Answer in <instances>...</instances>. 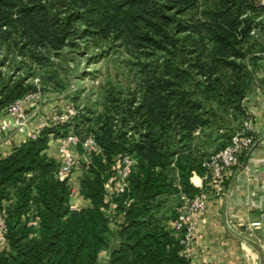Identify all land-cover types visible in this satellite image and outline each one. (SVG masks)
I'll return each instance as SVG.
<instances>
[{
    "label": "trees",
    "instance_id": "16d2710c",
    "mask_svg": "<svg viewBox=\"0 0 264 264\" xmlns=\"http://www.w3.org/2000/svg\"><path fill=\"white\" fill-rule=\"evenodd\" d=\"M254 4L0 0V37L18 30L19 40L29 46L59 50L71 36V25L82 22L101 33L110 30L149 43L162 56L159 69L155 63L144 72L139 103L130 100L117 124L104 121L94 132L98 149L80 181V195L90 207L71 210L68 180L58 177L59 162L47 155L49 137L60 128L43 130L0 159V215L7 228L0 264H97L103 250L110 251L107 264H188L171 228L178 194L196 193L191 178L205 175L204 162L226 148L246 120L243 101L254 69L241 60L248 54L253 64L254 54L264 53V40L248 37L258 11ZM178 6L202 8L198 29L191 32L178 12L170 16ZM221 65L234 79L223 82L216 72ZM25 93L20 85L7 88L0 105ZM120 156H130L134 169L128 190L111 202L125 219L113 232L104 184Z\"/></svg>",
    "mask_w": 264,
    "mask_h": 264
},
{
    "label": "rangeland",
    "instance_id": "374dc122",
    "mask_svg": "<svg viewBox=\"0 0 264 264\" xmlns=\"http://www.w3.org/2000/svg\"><path fill=\"white\" fill-rule=\"evenodd\" d=\"M249 2H254L258 11L253 17L252 30L248 37L263 41L264 29L260 28L264 27V0ZM181 8L178 6L174 11H169L170 16L178 12L177 16L185 22L191 32L198 29L200 25L197 21L201 18L200 23L203 22L200 16L202 8ZM180 11L183 13L180 14ZM70 30L71 36L59 50H54L51 45L29 46L19 40L18 30H7L10 31L7 35H1L0 102L5 101L6 89L15 85H20L26 93L12 103L0 105V120L3 122L5 117L9 116V106L18 101L21 102L25 118L23 127L6 133L0 132V135L9 138L18 134L31 120H36L38 128L42 122H46L48 126L43 130L55 127L61 129L56 137L50 135L49 141L57 140L60 145L62 139L75 137L80 142L76 149L84 153L81 144L88 138L93 139L94 132L104 121H110L112 125L117 124L122 113L127 111L130 100H134L135 105L139 103L140 88L146 78L144 72L155 63L159 69L162 63L160 52L153 51L149 43L127 39L124 35L115 34L110 30L101 33L98 28L86 26L82 22H74ZM254 55L258 59L253 64L246 60L251 55L247 54L246 59L241 60L246 67L254 69L243 106L253 89H264V53ZM216 72L223 82L234 79L223 65L219 66ZM26 98H29V101ZM246 116L250 118L247 112ZM54 117H58L60 123H50ZM223 129V126L220 127V134ZM43 130L38 129L36 136L32 134L28 140L37 139ZM205 147L203 146L204 150ZM32 222L34 220H31V224ZM109 252L101 251L97 264H107Z\"/></svg>",
    "mask_w": 264,
    "mask_h": 264
},
{
    "label": "crops",
    "instance_id": "0c3cea01",
    "mask_svg": "<svg viewBox=\"0 0 264 264\" xmlns=\"http://www.w3.org/2000/svg\"><path fill=\"white\" fill-rule=\"evenodd\" d=\"M244 108L252 120L256 144L243 163L244 167L227 174L226 194L206 202L205 215L195 231V264H264V89H253ZM4 121L12 122V118L5 117ZM38 129L36 120H31L18 134L9 138L0 135V159L11 155L30 135L37 134ZM58 147L59 141H49L47 155L56 162L61 159ZM68 152L77 161L68 179L74 192L69 205L71 210L86 209L90 202L80 195V181L89 160L76 148L70 147ZM204 177H192L191 185L206 184ZM106 215L110 230L119 232L125 223L123 213L117 212L111 203Z\"/></svg>",
    "mask_w": 264,
    "mask_h": 264
},
{
    "label": "built area",
    "instance_id": "2783aa9c",
    "mask_svg": "<svg viewBox=\"0 0 264 264\" xmlns=\"http://www.w3.org/2000/svg\"><path fill=\"white\" fill-rule=\"evenodd\" d=\"M26 100L29 101V98H26ZM7 113L12 118V122L5 123L0 120V132L6 133L24 126L25 118L21 102L18 101L10 105ZM50 123L56 125L60 123V119L54 117L50 120ZM47 126L46 122H42L39 129L43 130ZM252 129V120L247 117L241 130L232 136L230 144L204 162L203 167L206 170L204 179L207 180V183L192 184L196 189V193L193 195H186L181 192L178 194L179 203L176 209V218L172 221L171 228L182 247L180 255L187 260L188 264H195L193 260L195 231L205 215L206 202L210 198L220 199L226 194L228 188L227 174L243 168V163L255 147L256 139ZM35 136H32V138L34 139ZM79 144V140L71 136L61 140L58 150L61 156L58 169L59 178L64 180L70 178L76 166V160L68 154V148H76ZM81 146L89 160L98 149L92 138L86 139ZM133 169L134 161L130 156H120L115 160V164L104 184V203L111 204L113 199L120 197L128 190V179ZM73 194L74 192L71 190V196ZM32 225L36 227V222H32ZM6 230L5 216L0 215V251L6 245Z\"/></svg>",
    "mask_w": 264,
    "mask_h": 264
}]
</instances>
